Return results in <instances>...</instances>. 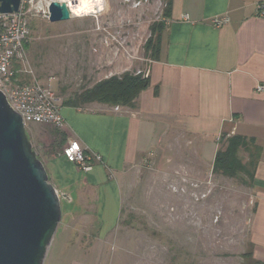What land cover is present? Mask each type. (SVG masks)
<instances>
[{
  "label": "crops",
  "instance_id": "obj_1",
  "mask_svg": "<svg viewBox=\"0 0 264 264\" xmlns=\"http://www.w3.org/2000/svg\"><path fill=\"white\" fill-rule=\"evenodd\" d=\"M258 4L264 7V0H172L169 17L160 20L159 52L133 106L61 105L60 130L101 160L86 172L38 143L34 150L58 193L76 191L95 201L98 238L116 226L130 165L171 158L181 174L201 182L212 172L218 137L228 132L260 147L248 236L253 259L264 262V91L257 90L264 87V17ZM215 17L227 21L215 26ZM51 139L39 141L48 146Z\"/></svg>",
  "mask_w": 264,
  "mask_h": 264
},
{
  "label": "rangeland",
  "instance_id": "obj_2",
  "mask_svg": "<svg viewBox=\"0 0 264 264\" xmlns=\"http://www.w3.org/2000/svg\"><path fill=\"white\" fill-rule=\"evenodd\" d=\"M104 2L100 13L60 22L29 18L27 65L60 102L125 70L145 76L150 57L144 46L151 26L162 18L165 0ZM52 129L25 124L32 148L40 144L50 151L39 140ZM240 156L246 160V153ZM176 161L163 164L152 157L128 167L120 216L101 238L95 201L76 191L70 202L61 199L44 264H249L244 253L250 250L251 186L212 172L197 183L177 170Z\"/></svg>",
  "mask_w": 264,
  "mask_h": 264
},
{
  "label": "water",
  "instance_id": "obj_3",
  "mask_svg": "<svg viewBox=\"0 0 264 264\" xmlns=\"http://www.w3.org/2000/svg\"><path fill=\"white\" fill-rule=\"evenodd\" d=\"M62 3H49L50 22L71 17ZM18 6L19 0H0V13H11ZM69 195L58 193L49 182L21 116L0 91V264H44L60 221V201L70 202Z\"/></svg>",
  "mask_w": 264,
  "mask_h": 264
},
{
  "label": "built area",
  "instance_id": "obj_4",
  "mask_svg": "<svg viewBox=\"0 0 264 264\" xmlns=\"http://www.w3.org/2000/svg\"><path fill=\"white\" fill-rule=\"evenodd\" d=\"M52 0H19L16 11L0 13V91L9 106L16 111L25 124H48L61 129L64 118L61 102L50 87L40 82L27 65L25 46L29 39L28 21L39 16L49 19L48 6ZM73 1V0H72ZM258 14L264 17V7L257 6ZM70 15H71V11ZM226 17H215L213 24L219 26ZM26 76L30 78L24 81ZM258 91L264 87L258 86ZM70 163L82 171H89L101 160V156L82 148L75 139H67L61 152Z\"/></svg>",
  "mask_w": 264,
  "mask_h": 264
},
{
  "label": "trees",
  "instance_id": "obj_5",
  "mask_svg": "<svg viewBox=\"0 0 264 264\" xmlns=\"http://www.w3.org/2000/svg\"><path fill=\"white\" fill-rule=\"evenodd\" d=\"M171 1L165 0L162 17H169ZM161 22L150 28V37L145 43V51L150 59L157 57L160 48ZM147 77L144 72L125 70L101 79L90 87L73 92L61 101V105L71 106L77 109H85L93 103L106 105H120L131 107L142 89L146 87ZM51 142L48 147L51 152L61 153L66 141L65 133L53 126ZM217 150L212 163V173L229 178L238 179L241 183L252 186L255 168L260 155V147L251 137L240 134L222 132L218 137ZM240 152L246 153V160L240 156ZM250 259L249 264H264L254 260L250 250L244 253Z\"/></svg>",
  "mask_w": 264,
  "mask_h": 264
},
{
  "label": "clouds",
  "instance_id": "obj_6",
  "mask_svg": "<svg viewBox=\"0 0 264 264\" xmlns=\"http://www.w3.org/2000/svg\"><path fill=\"white\" fill-rule=\"evenodd\" d=\"M61 5L66 6L68 11H71L76 16L92 14L96 9L101 7V0H63Z\"/></svg>",
  "mask_w": 264,
  "mask_h": 264
},
{
  "label": "bare ground",
  "instance_id": "obj_7",
  "mask_svg": "<svg viewBox=\"0 0 264 264\" xmlns=\"http://www.w3.org/2000/svg\"><path fill=\"white\" fill-rule=\"evenodd\" d=\"M57 1H59V2H63V0H57ZM72 2L75 3V0H73ZM104 9H105V2H104V0H101V7H100L99 9H96V10L94 11V13H92V14L100 13V12L104 11ZM71 15H72V16H76V15H74L72 12H71ZM81 16H83V15H81ZM78 17H80V16H78Z\"/></svg>",
  "mask_w": 264,
  "mask_h": 264
}]
</instances>
